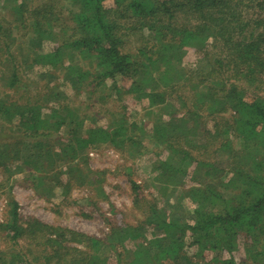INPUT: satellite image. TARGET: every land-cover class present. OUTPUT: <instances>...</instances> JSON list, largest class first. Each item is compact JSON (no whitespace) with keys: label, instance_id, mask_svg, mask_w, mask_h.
<instances>
[{"label":"trees","instance_id":"16d2710c","mask_svg":"<svg viewBox=\"0 0 264 264\" xmlns=\"http://www.w3.org/2000/svg\"><path fill=\"white\" fill-rule=\"evenodd\" d=\"M64 1L71 8L73 26L64 31L62 26L55 32L51 30L55 20L53 5L39 3V0H3L7 7L2 14L18 21L16 27L22 31L30 30L36 50L34 53L12 50L14 39L10 30L0 27V51L5 59L0 64V85L7 91L6 96L0 98V167L3 171L12 164L9 162L19 160L25 143L31 149L30 162H41L46 172L55 169L53 174H56L57 165L71 155L84 158L86 151L98 145H122L128 140L124 116L107 128L91 123L85 126L84 118L67 105L58 104L48 109L52 102L59 103L48 83L40 86L35 96L29 94L22 73L28 74L39 65L64 70L66 78L75 83L93 78L90 77L92 72H96V81L134 78L143 70L140 83L134 82L130 87L133 99L143 98L148 107H153L168 103L173 100V94L185 90L188 106L193 102L198 105L190 113L195 117H199L198 110L206 113L210 100L215 104L224 101L234 110L231 122L227 123L231 131L228 128L226 132L243 134L252 144L232 152L228 164L231 176L226 171V176L219 180L223 170L211 176L229 188L230 197L223 199V212L216 214L207 210L209 202L219 197L210 187L183 189L180 199L195 206L192 216L182 221L167 244H163L166 239L161 242L156 238V251L140 244L127 255L110 251L104 256L98 250L100 240L36 219L21 222L17 206L13 204L11 219L0 223L5 244L4 249H0V264H158L161 258H166L167 252L177 261L183 258L182 248L187 236L190 244L201 246L200 237L210 235L215 238L212 250H218L220 255L232 253L239 234L256 229L264 236V97L258 94L264 81V0H111L112 9L106 5L110 0ZM62 3L63 0L58 6ZM112 15L116 17L111 18ZM122 20L132 22L124 25ZM143 32L148 34L144 36ZM132 34L138 37L133 53L125 49ZM50 40H55L57 45L43 54V44ZM187 50L204 59L206 68L200 69L197 61L194 68H189L184 62ZM80 61L89 62L76 63ZM147 83L152 86L146 87ZM217 125L219 123H214V127ZM62 132L66 143L58 146ZM211 132L205 131L207 135ZM211 140L207 142L214 147L212 141L216 140ZM221 142L226 140L220 136ZM222 145L215 147L219 150ZM186 156L182 152L181 157ZM170 158L156 163L154 169L167 171L166 182L169 180L171 185L179 186L188 170L176 168L173 166L176 160ZM246 164H250V171L244 173ZM54 180L56 186L62 188L59 175L54 176ZM180 208V205L175 206L177 210ZM142 223L156 228L154 237L160 236L164 228L175 227L155 210ZM249 260L264 264V250L257 249L252 254L250 251ZM226 264L229 263L226 261Z\"/></svg>","mask_w":264,"mask_h":264},{"label":"rangeland","instance_id":"374dc122","mask_svg":"<svg viewBox=\"0 0 264 264\" xmlns=\"http://www.w3.org/2000/svg\"><path fill=\"white\" fill-rule=\"evenodd\" d=\"M60 1L39 0V3L48 2L54 6L55 20L51 30L55 32L62 26L63 31L66 27L69 30L73 26L70 21L71 8L64 0L58 6ZM106 5L107 8H114L111 0ZM6 7L3 0H0V27L10 30L14 39L11 49L36 52L33 34L30 30L22 31L17 28L18 21L3 15L1 11ZM122 21L124 25L127 21L132 22ZM143 33L144 36L148 34ZM137 38L133 34L129 36L125 48L127 51H135ZM56 45L55 40L46 41L41 52L48 53ZM3 54L0 51V64L5 60ZM185 55L184 62L189 68H194L196 61L200 69L206 68L205 60L198 58L195 52L187 50ZM88 62L76 63L85 65ZM64 64L66 65V61ZM142 71L134 78L116 77L113 80L105 78L96 81V72H92L90 77L93 78L76 83L75 80H68L64 70L58 68L50 70L47 66L39 65L28 74L22 73L23 78L28 79H24V82L28 86L29 94L35 96L39 87L48 83L59 99V103L52 102L48 109L58 104L67 105L84 118L85 126L91 123L107 128L124 116L127 119L128 140H124L122 145H98L86 151L84 158L71 155L57 165L56 174H53L55 169L46 172L47 168L41 167V162H30L31 149L25 143L20 149L18 161L9 162L12 164L6 171L0 167V223L11 219L10 210L15 204L21 222L36 219L43 224L82 232L101 241V248L98 250L104 256L110 251H119L124 256L140 244L156 251V238H159L158 241L161 239V242L166 239L163 244H167L182 221L189 220L195 206L186 199H180L183 189L200 188L202 185L210 187L219 197H214L209 202L207 210L216 214L223 212V199H229V188H226L227 184L223 187L211 176L216 171L223 170L224 173L219 176L221 180L222 176H226L232 154L252 144L243 134L236 132L235 136L232 132H226V129H230L227 123L231 122L234 112L232 106L224 101L217 104L211 100L208 103L205 101L203 105L207 103L208 106L206 113L198 110L199 117H195L190 113L198 105L193 102L188 106L184 90L180 94H173V100H168L166 104L148 107L147 100L133 99L129 94L132 83L138 84L142 80ZM150 86L152 85L147 83L146 87ZM50 89L48 90L51 91ZM5 93L7 91L0 85V98H4ZM258 94L264 97V81ZM166 98L169 99L168 96ZM182 100L185 104L187 102V106ZM131 122L137 125L132 127ZM214 123L219 125L214 127ZM205 131L212 132L207 135ZM220 136L226 142L219 143ZM209 139L216 140H211L214 147L208 144ZM65 143L66 138L62 132L57 145ZM221 144H224L221 146L222 150H217L215 146ZM182 152L187 156L182 158ZM171 156L176 160L173 166L188 170V175L183 182L181 178L179 186L171 185L169 180L166 182L169 175L167 171L154 169L156 163L169 161ZM243 171H250V164L244 165ZM94 172V175L89 174ZM230 174L231 172L229 176ZM56 175L60 177L62 188L56 186ZM179 205L181 208L175 209ZM152 210L163 214L175 227L164 228L160 236L154 237L156 228L142 223L151 215ZM2 235L0 233V249H4L5 245ZM187 237L182 248L183 258L177 261L174 255L169 256L167 252L164 255L166 258H161L158 264H226V261L229 264H254L249 260L250 251L252 254L257 249L264 250V236L256 229L239 234L236 237L237 246L230 254L223 252L220 255L218 250H212L215 238L210 235L200 237L201 246L190 244Z\"/></svg>","mask_w":264,"mask_h":264}]
</instances>
